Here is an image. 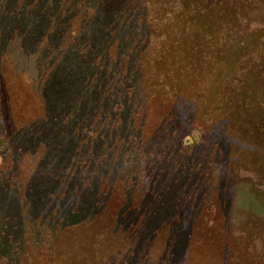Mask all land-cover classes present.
Returning a JSON list of instances; mask_svg holds the SVG:
<instances>
[{
    "label": "trees",
    "instance_id": "16d2710c",
    "mask_svg": "<svg viewBox=\"0 0 264 264\" xmlns=\"http://www.w3.org/2000/svg\"><path fill=\"white\" fill-rule=\"evenodd\" d=\"M189 1L94 0L88 19L81 13L85 0H0V20L7 28L0 38L3 48L13 49L8 43L13 39L20 44L21 52H15L19 59L30 51L28 57L46 61V53L55 57L63 45L71 59L65 72L76 74L65 85L66 92L76 94V154H42L39 160L32 155L30 170L37 175L25 188L17 170L0 174V264L53 261V236L60 223H69L61 218L62 209L52 213L59 202L55 197L64 200L66 195L59 180L68 191L75 181L76 224L86 223L102 209L95 206L98 199L104 203L113 187L110 181L109 188L100 190L104 173L115 172L119 178L123 169L124 177L133 175L127 182L130 204L137 189L140 204L118 215L121 243L104 254L96 249V257L83 255V264H264V167H233L231 154H165L190 131L200 135L187 151L203 142L202 128L186 130L184 124L199 114L195 104L204 109L208 123L217 119L216 113L223 121V133L217 126L211 130L214 140L221 135L228 142L248 143L256 128L262 131L264 0H205L199 6ZM78 16L85 23L75 28ZM111 33L130 53L159 37V48L167 46L170 54L167 64L160 65L157 82L147 85L145 68L133 71L129 60L121 75V62L107 46ZM44 38L47 44L41 45ZM135 72L139 78L134 79ZM115 74L121 78L118 83L110 77ZM115 95L121 99L117 106ZM168 102L179 113L172 123L155 119L146 128L143 121H132L134 109ZM138 132L150 138L138 142ZM156 144L157 150L145 149ZM3 147L9 150L0 136V156L8 155L2 154ZM9 155L17 167L24 166L26 154ZM101 166L103 171L95 173ZM244 189L256 206L243 204ZM68 202L72 200L60 202V208L68 209ZM132 213L139 214L140 222L126 220Z\"/></svg>",
    "mask_w": 264,
    "mask_h": 264
},
{
    "label": "rangeland",
    "instance_id": "374dc122",
    "mask_svg": "<svg viewBox=\"0 0 264 264\" xmlns=\"http://www.w3.org/2000/svg\"><path fill=\"white\" fill-rule=\"evenodd\" d=\"M204 1L190 0L189 5L199 6ZM85 2L87 3L83 5L85 8L81 10V13L89 19L94 12L95 3L94 0H85ZM84 23V20H81V16H78L77 23L76 21L74 22L75 28L76 24L81 25ZM3 24L4 22L0 20V38L1 35H4V31H7ZM110 35L112 39L107 45L109 53L112 58L116 57L118 61H115L121 62L122 76H124L123 66L126 67V63L129 60L133 64V71L136 70L135 67H139L141 70L145 68L148 74L144 73L142 76H144L143 80L147 85L148 83L152 85V83L154 84V82L158 81L160 65L164 62L166 63L170 54L167 46H165L167 54L159 48L160 39L159 37L154 38L159 35L158 31L155 32L154 37L147 39V43L140 45L135 53H130V49L123 51L122 45L124 42L121 41L120 47L119 38H116L118 35L115 33ZM47 41L48 38H44L41 45L47 44ZM8 43L14 45L13 49L9 51L3 48L1 46L3 43L0 42V136L6 138L9 144V150H5V147H3L5 151L2 153L8 155L0 156V174L9 172L11 168L17 170L15 172L16 176L21 179L22 188H25V183L29 180L32 183L33 179L31 178L37 175L35 170H30L29 163L32 162L34 164L32 155L36 154L38 159L35 160H39L42 154H76V119L74 118L76 115V108L74 107L76 106V94L73 90L66 92L65 89V85L70 82L68 77L74 79L73 76H76V74L69 75L65 72V69L70 66L71 59L66 57L67 54L63 45H61L62 51L54 52L55 57H49L51 54L46 53V61H40L39 59L35 61V57H28L27 53L29 54L30 51L19 59L15 52L18 50L21 52L19 49L20 44L13 39L8 40ZM166 43L171 46V50H174L171 42L168 43L166 41ZM129 54L130 56L128 57ZM49 60L53 64L51 67L46 66ZM55 65V71L50 75L49 72L53 70ZM47 68L50 69L47 70ZM135 73L137 74V72ZM110 77L115 78L117 83L121 79L117 74ZM136 78H139L138 74L134 77V79ZM115 96L114 100L117 106L121 99L119 95ZM69 102L70 104L68 105ZM167 104L165 106L158 104V108L155 105L147 106L145 111L134 109L131 118L132 121L137 120L138 122L133 123L139 124L143 121L146 128L155 119L160 120V124L164 123V121L172 123L176 118L175 116H179V113L175 106L169 102ZM137 107L139 108V106ZM194 108L195 110H200L199 114H193L192 119L184 124L188 127L186 130H191L193 126L202 128L204 133L203 142L194 149L187 151V145L194 143L196 139H199L200 135L199 132L190 131L191 134L182 135V142L180 140L175 141L178 144L177 147L172 146L165 154H231L230 163L233 167L239 164L264 167V127L261 132L256 128L255 133L257 135L254 140L248 143L228 142L221 135L214 140V134L211 130L217 126V130L221 134L224 129V127L222 128L223 121L219 114H214L213 117L217 119L211 118L208 123V115H205L204 109H200L198 104H195ZM116 110L114 109L113 111ZM135 112L137 114L133 116ZM178 120L180 121L179 118ZM158 125L156 124V126ZM210 125H212V128H208ZM113 131L115 132V129ZM152 132H156V128H153ZM135 136L138 142L143 141V143L150 138L143 132H138ZM160 141L158 139L155 142L159 143ZM158 148V144H156L154 149L151 147L145 149L157 150ZM144 150L142 154H144ZM100 151L102 152V150ZM9 154H26L23 161L24 166L19 168L15 165L16 161L12 163V158H10ZM89 155L91 154H84L87 157ZM118 167L120 168L121 165ZM103 168L101 166L99 169L93 170L97 173L103 171ZM72 171L76 175V170L73 169ZM124 171L123 169L121 172L123 176L120 175L119 178L115 172L104 173L100 190L109 188L111 181L113 187L110 195L106 197L107 200L104 203L101 199H98L100 202L98 204L96 201L97 204L95 206H99L102 209L88 222L79 224H76V183L75 181L72 182L70 184L72 190L68 191L61 180H59L60 185L58 187L61 189V194L66 195L64 200L55 197L59 202L53 205L52 213L57 214L59 209H62L61 218L65 216L63 219H66L69 223H60L53 236L52 244L55 248L53 261L47 259L45 262L42 261V264H83L84 261H81L83 255L88 256L87 259L91 258V256L96 257L98 254L96 249L104 254L111 251L113 244L121 243L120 238L122 236L116 230L118 215L121 211L124 214L127 208L140 204L138 189L135 191L134 197L131 198L130 204L127 195V182L131 183V176L133 175L124 177ZM126 172H130L129 169ZM24 193L23 191L22 197ZM242 195L244 200H246L243 203L244 205L250 207L258 204L255 197L247 189H244ZM68 198L72 200V202H68L69 208L65 209L62 204L60 208V202H64ZM52 216L49 218H52ZM131 216L126 214L128 219H125L140 222L138 213L133 214L132 218H130ZM43 217L41 215L38 220ZM61 218L60 221H62ZM38 256L39 254L33 258L36 259ZM36 262L37 260H27L26 264H36Z\"/></svg>",
    "mask_w": 264,
    "mask_h": 264
}]
</instances>
